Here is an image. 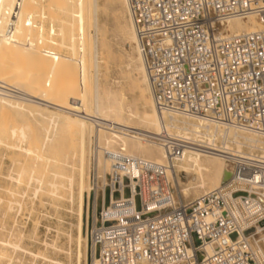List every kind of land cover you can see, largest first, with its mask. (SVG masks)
I'll return each instance as SVG.
<instances>
[{
	"label": "built area",
	"instance_id": "obj_1",
	"mask_svg": "<svg viewBox=\"0 0 264 264\" xmlns=\"http://www.w3.org/2000/svg\"><path fill=\"white\" fill-rule=\"evenodd\" d=\"M127 5L161 122L187 119L199 128L189 133L162 127L152 137L165 151V165L121 148L101 150L109 163L106 188L111 196L127 192V197L94 213L89 264H264L251 245L264 233V205L253 196L264 185V150L238 149L234 139L238 134L264 139V0H127ZM250 16L261 30L223 35V23ZM86 117L97 128L116 131ZM99 152L92 144L88 166L99 191L92 194L95 200L103 198ZM188 153L220 157L230 179L196 199L174 203L167 172ZM239 193L245 195L237 198ZM227 198H237L246 211L239 220L226 210ZM207 244L216 250L203 257Z\"/></svg>",
	"mask_w": 264,
	"mask_h": 264
},
{
	"label": "bare ground",
	"instance_id": "obj_2",
	"mask_svg": "<svg viewBox=\"0 0 264 264\" xmlns=\"http://www.w3.org/2000/svg\"><path fill=\"white\" fill-rule=\"evenodd\" d=\"M120 1L128 14L127 31L120 36H126L132 52L126 66L127 78L131 81L124 78L132 85L131 88L138 90V101L143 107L141 113L129 107L125 110L126 98L119 81L116 82L118 87L113 90L99 84L102 59L98 57L96 44L97 14L100 9L97 0H0V156L18 157L10 158L17 170L14 175H7L9 186H0V211L4 217L12 209L17 210L26 201L32 202L43 194L52 202L65 200L71 212L75 207V264H86L84 197L88 216L89 196L99 192L93 190L88 182L91 145L95 144L100 151L97 163L103 191V198L100 197L98 204L96 199L93 206L95 217L94 213L105 210L110 202L127 197V192H116L117 197L115 194L111 196L106 188L109 163L102 157L103 151L116 152L121 148L128 156L165 165V151L152 137L159 134L162 127L167 131L189 133L199 128L196 121L187 119L167 118L164 123L161 122L147 84L127 0ZM262 28L261 22L252 16L228 20L221 27L225 37L252 33ZM92 31L95 35L90 34ZM17 91L21 94H17ZM42 104L52 106L63 114H45V110L39 109ZM86 116L97 119L99 124H106L112 130L116 128V131L102 126L97 128ZM234 139L238 149L245 146L252 150H264V139L259 137L238 134ZM86 171L87 184L84 180ZM224 171L229 173L220 157L188 153L174 164L173 170L169 167L167 176L170 185L175 186L174 180L179 184L176 185L179 187L177 195L180 192L184 199L198 198L221 188L230 179L229 176L225 182L222 181ZM181 174L185 177L182 183L178 178ZM241 195L239 193L236 197ZM253 196L264 205V185ZM237 198H227L225 203L226 210L239 220L246 211L238 205ZM184 199H179L178 203L193 200ZM135 207L138 210L137 199ZM0 231L2 237L10 233L8 239L0 238V264H13L14 260H18V264H38L39 260L48 264H62L39 251L32 252L29 247H22L18 242L23 237L22 233L9 231L5 223L0 225ZM252 232L253 229H250L243 236ZM260 242L264 244L263 232H259L258 239L251 243L258 260L262 262L264 246ZM44 246L60 251L55 245L44 243ZM215 250L214 245L207 244L202 256H209ZM18 252L26 254L29 262H23L27 258L20 261L22 254Z\"/></svg>",
	"mask_w": 264,
	"mask_h": 264
},
{
	"label": "rangeland",
	"instance_id": "obj_3",
	"mask_svg": "<svg viewBox=\"0 0 264 264\" xmlns=\"http://www.w3.org/2000/svg\"><path fill=\"white\" fill-rule=\"evenodd\" d=\"M117 1L116 0H97V7L100 9H98V14H97V27L98 28L96 31V39H97L96 44H97V49L99 52L98 57L102 59V60L100 59L102 63L99 65L100 69H99L98 81H99L100 86L103 85V88L111 89V90L116 89V87H118L116 82L119 81V86L123 87V90H124L123 93L126 98V101L124 104L125 110H127V107H129L130 110L141 113L143 111V107L141 106L140 101H138V99L140 100L138 90L136 88L134 89V87L131 88L132 85L129 83L131 79L129 80L127 78L128 76H127L126 66L129 63L128 58L132 53L130 51L131 46L126 41V36L125 38L124 37L121 38V36H124L127 31L126 29L128 27V16H127L128 14L126 13L124 7L121 6L122 5L121 1L120 0H117ZM125 23H126L125 25L126 27L124 26ZM123 26L125 28H123ZM90 34L95 35L93 31L90 32ZM118 36H119V39H118ZM124 77L127 80H129V82ZM122 78L126 80V82H124L126 84L123 83L124 80ZM104 86H106L107 88ZM17 92H16L17 94H21L20 91H17ZM42 106H39V109L42 108L41 109L42 111L45 110L43 111L45 114H48V113L63 114V113L55 111L54 110L55 108L52 106H49V105L47 106L45 104H42ZM88 115H92V114H88ZM141 143H144V145L146 144V142H141ZM87 148L88 147L86 146V152H87ZM10 158L12 160L18 157L4 155V154L0 156V175H1L0 186L3 188H7L10 184V180L7 178V175L9 174L14 175V173L17 170L16 166H14V164L11 163L12 161L10 160ZM86 159H87V153H86ZM86 164H87V161L85 165ZM11 166H12V169H11ZM86 167L87 166H85V170L87 169ZM8 169L10 170V172ZM178 178L181 183L185 181V177L183 174L179 175ZM84 180H85V183L87 184V171L85 173ZM88 182L91 188L95 190V185H94L95 181L92 180L91 177H89ZM174 184H175L174 188L176 190H175V196L173 200L175 203H178L179 199L181 200L184 199V195L180 192H178V195L176 194L177 190H179V187H177L179 186V184L177 185L175 180H174ZM29 193H30V189L28 190V194ZM196 197L197 196L186 197L185 199L186 200L193 199ZM99 200L100 199H97V204ZM52 201L53 200H50L48 196L43 194L38 199H35L32 202L26 201L22 205L21 208L17 209L18 212L14 208L12 209L13 211L11 210L8 213V215L3 217L2 212L0 211V225H3L5 223L9 231L11 229L13 230L14 233L15 232L22 233L23 237L18 240L19 244L22 247H29L32 252L39 251L50 258L58 260L62 264H67V263L75 264V259L73 255V253L75 252L74 238L76 235V229H75L76 215L74 211L75 207H73V211L71 212L70 206L69 204L65 202V200H60L56 202L55 201L52 202ZM88 204L89 205H88V216H87L86 198L84 197L83 210L85 214L84 216H86V219L84 218L86 222V225L84 224L85 225L84 229H86V231L85 230L84 231H85V236L87 239V243L86 242L84 243V248L86 251V264H89L90 262L89 234L91 231L92 221L94 219L93 206L96 205V201L93 198L92 194L89 196ZM1 233L2 231H0V235ZM8 234H6L7 236L5 235V237L0 236V238L8 239V237H10V233L8 232ZM30 236L32 237L30 238ZM44 243L48 245H55L58 249H60V251H54L50 248H45ZM18 253L20 255L22 254L20 252ZM22 255L24 257L21 258ZM22 255L19 256L20 261H22L24 258H27L25 259L27 262L24 260L23 262L28 263L29 257L26 254H22ZM15 261H17V263ZM14 262L13 264L19 263L18 260H14ZM38 264H48V263L46 262L44 263L41 260H39Z\"/></svg>",
	"mask_w": 264,
	"mask_h": 264
},
{
	"label": "water",
	"instance_id": "obj_4",
	"mask_svg": "<svg viewBox=\"0 0 264 264\" xmlns=\"http://www.w3.org/2000/svg\"><path fill=\"white\" fill-rule=\"evenodd\" d=\"M230 174L226 171L223 172V175H222V181L225 182L228 178H229ZM242 195H245V194H242ZM115 197H117V194L114 195ZM232 239H235L236 238V234H233L231 236Z\"/></svg>",
	"mask_w": 264,
	"mask_h": 264
}]
</instances>
